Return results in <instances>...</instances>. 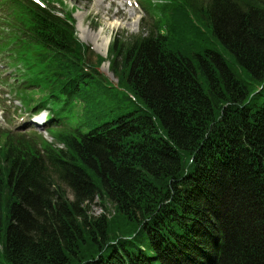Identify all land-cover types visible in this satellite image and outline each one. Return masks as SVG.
<instances>
[{
  "label": "trees",
  "instance_id": "1",
  "mask_svg": "<svg viewBox=\"0 0 264 264\" xmlns=\"http://www.w3.org/2000/svg\"><path fill=\"white\" fill-rule=\"evenodd\" d=\"M12 1L16 95L63 125L0 129V264H264V0H162L107 58Z\"/></svg>",
  "mask_w": 264,
  "mask_h": 264
},
{
  "label": "rangeland",
  "instance_id": "2",
  "mask_svg": "<svg viewBox=\"0 0 264 264\" xmlns=\"http://www.w3.org/2000/svg\"><path fill=\"white\" fill-rule=\"evenodd\" d=\"M138 0H65V3L70 8L75 7L76 11L74 18L76 20L77 34L81 42L90 46L94 53L107 58L108 51L112 40L118 39L120 36H132L140 33V23H142L145 13L144 10L136 4ZM160 0H143L145 8L149 11V16H152L153 11H157L161 5H156ZM131 3L132 5H130ZM109 39V41H108ZM22 71L27 74L30 67L20 64ZM15 71V69H12ZM101 73L109 79L110 82L117 84V77L110 69L109 63H104L101 68ZM23 74V73H22ZM4 89L0 87V96ZM20 100V99H19ZM21 101V100H20ZM21 102H19L18 105ZM3 106V101L0 102ZM6 111L9 114L14 113V109L9 110V104ZM6 111L0 110V128H8L15 130L18 123V118H13V122L8 123ZM8 114V116H9ZM11 115L8 118H11ZM30 114H24L29 116ZM17 116V115H16ZM39 136L48 138V133L40 131ZM48 138V139H47ZM109 208V205L106 206ZM105 211L99 200L95 201L92 206L94 216H99Z\"/></svg>",
  "mask_w": 264,
  "mask_h": 264
},
{
  "label": "snow or ice",
  "instance_id": "3",
  "mask_svg": "<svg viewBox=\"0 0 264 264\" xmlns=\"http://www.w3.org/2000/svg\"><path fill=\"white\" fill-rule=\"evenodd\" d=\"M37 2H39V0H37Z\"/></svg>",
  "mask_w": 264,
  "mask_h": 264
},
{
  "label": "bare ground",
  "instance_id": "4",
  "mask_svg": "<svg viewBox=\"0 0 264 264\" xmlns=\"http://www.w3.org/2000/svg\"><path fill=\"white\" fill-rule=\"evenodd\" d=\"M108 41H109V39H108Z\"/></svg>",
  "mask_w": 264,
  "mask_h": 264
}]
</instances>
